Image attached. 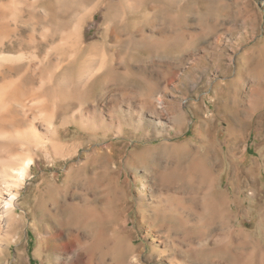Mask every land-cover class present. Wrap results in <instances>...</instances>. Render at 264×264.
<instances>
[{
    "label": "rangeland",
    "instance_id": "374dc122",
    "mask_svg": "<svg viewBox=\"0 0 264 264\" xmlns=\"http://www.w3.org/2000/svg\"><path fill=\"white\" fill-rule=\"evenodd\" d=\"M0 96V264H264V0H0Z\"/></svg>",
    "mask_w": 264,
    "mask_h": 264
},
{
    "label": "bare ground",
    "instance_id": "6f19581e",
    "mask_svg": "<svg viewBox=\"0 0 264 264\" xmlns=\"http://www.w3.org/2000/svg\"><path fill=\"white\" fill-rule=\"evenodd\" d=\"M3 102V96H0V110L3 109ZM3 117V114L0 113V124H3ZM32 162L30 157H26L17 166L9 163L6 165L7 167L0 166V185L3 184L0 186V192L5 190L4 197L0 196V221H10L13 204L18 195L17 189L24 183Z\"/></svg>",
    "mask_w": 264,
    "mask_h": 264
}]
</instances>
